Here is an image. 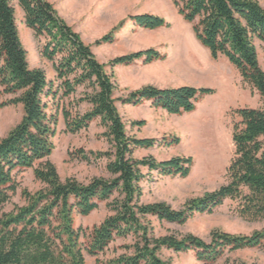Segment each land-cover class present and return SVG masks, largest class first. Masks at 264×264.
<instances>
[{
  "label": "trees",
  "instance_id": "obj_1",
  "mask_svg": "<svg viewBox=\"0 0 264 264\" xmlns=\"http://www.w3.org/2000/svg\"><path fill=\"white\" fill-rule=\"evenodd\" d=\"M179 15L212 58L226 57L264 99V69L257 41L264 43V6L260 0H173ZM25 24L41 43V55L53 63L55 79L42 68L29 65L28 53L17 23V8ZM144 29L167 25L151 13L130 17ZM121 21L96 45L113 43L125 25ZM165 55L154 48L123 54L110 61L112 69L142 59L152 63ZM99 61L80 33L59 14L50 0H0V98L1 106L22 104L21 121L0 137V208L19 188L16 172L33 168L43 187L22 190L25 204L15 205L0 217V264H87L85 252L98 256L118 238H133L124 252L102 264H172L162 257L164 249L196 251L211 263L226 250L263 247L264 228L250 235L214 230L211 241L188 234L157 235L152 218L161 223H184L198 213H211L227 200L238 201L239 214L248 220H264V108H240L234 124L235 157L228 167L229 180L218 189L189 201L176 210L165 202H141L143 168L161 175L188 176L194 160L173 157L159 161L153 156L137 159V149L151 148L156 138L130 136L118 109L114 74ZM214 88L182 85L161 88L144 85L123 98L125 103L152 107L170 114L190 113ZM87 109L82 112V105ZM60 116L66 132L88 129L97 119L106 129L111 148L69 152L74 159L92 162L107 158L112 178L94 177L88 183L75 178L62 180L50 160ZM142 126L145 121H134ZM178 138L165 141L166 146ZM108 201L110 214L91 229L77 226V215L87 216Z\"/></svg>",
  "mask_w": 264,
  "mask_h": 264
},
{
  "label": "rangeland",
  "instance_id": "obj_2",
  "mask_svg": "<svg viewBox=\"0 0 264 264\" xmlns=\"http://www.w3.org/2000/svg\"><path fill=\"white\" fill-rule=\"evenodd\" d=\"M59 14L80 33L83 40L92 46L99 61L114 74L117 106L126 124L127 133L133 137L156 138L158 143L151 148L137 149L134 157L142 159L153 156L157 160L192 156L194 163L188 176L161 175L143 168L144 178L141 202H165L176 210L184 209L187 203L207 192L214 191L229 180L228 167L235 157L233 141L234 124L240 121V108H264V99L239 70L224 56L214 59L209 50L195 37L191 24L178 13L173 0H50ZM264 6V0H260ZM151 13L163 17L167 25L157 29L139 27L131 16ZM126 20L116 33L113 43L96 45L95 42L109 33L114 26ZM17 23L22 42L28 53L29 65L42 68L50 80L55 79L53 63L41 55L42 43L25 24L24 13L17 8ZM260 64L264 69V43L257 41ZM154 48L165 55L164 59L145 63L142 59L130 65H118L112 69L110 61L120 55ZM161 88L192 85L214 88L213 94L200 99L190 113L170 114L152 107L151 102L140 105L125 103L123 98L144 85ZM11 96H3L2 101ZM87 109L82 105L81 111ZM23 105H0V137L9 133L22 119ZM145 121L142 126L134 121ZM62 116L58 131L53 138L55 145L50 160L56 165L62 180L75 178L88 183L94 177L112 178L108 172L107 158L92 162L74 159L69 152L84 148L87 151H107L111 145L104 135L106 129L100 120L93 121L88 129L78 133L66 132ZM178 138L170 146L164 144ZM19 188L10 202L0 208V217L10 212L15 205L25 204L22 190L36 192L43 187L33 168L16 172ZM238 201L227 200L211 213H198L184 223H161L152 218L155 233L159 236L176 234L180 237L194 234L207 242L214 230L237 235H250L264 228V220H248L238 212ZM110 214L108 201L87 216L77 215L76 224L91 229ZM133 238H118L105 252L91 256L85 252L87 264H102L124 252L123 245ZM162 257L172 264H264V246L226 250L215 262L206 263L198 258L196 251L164 249Z\"/></svg>",
  "mask_w": 264,
  "mask_h": 264
}]
</instances>
